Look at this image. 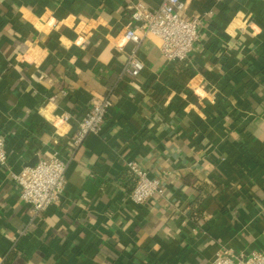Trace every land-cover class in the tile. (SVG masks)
<instances>
[{"label": "crops", "instance_id": "0c3cea01", "mask_svg": "<svg viewBox=\"0 0 264 264\" xmlns=\"http://www.w3.org/2000/svg\"><path fill=\"white\" fill-rule=\"evenodd\" d=\"M131 1L0 0L6 264H210L221 247L264 251V0H183L200 20L189 58L170 64L148 38L139 75L119 77ZM108 94L100 132L74 145ZM53 155L67 161L64 191L33 216L9 171ZM130 160L163 196L129 200Z\"/></svg>", "mask_w": 264, "mask_h": 264}, {"label": "built area", "instance_id": "2783aa9c", "mask_svg": "<svg viewBox=\"0 0 264 264\" xmlns=\"http://www.w3.org/2000/svg\"><path fill=\"white\" fill-rule=\"evenodd\" d=\"M131 24L123 32V42L133 44L126 54L119 70V77H136L143 69L137 55L140 44L154 38L161 55L168 63L185 61L200 40V20L196 16L183 14V0H159L150 8L142 0H132ZM112 106L111 94L93 102L90 110L78 123L73 144L79 145L88 134H98L108 110ZM68 115L63 116L67 120ZM0 165H7L6 141L0 135ZM133 178V187L128 190V198L135 204H143L155 196H163L165 189L159 178L150 177L142 164L135 160L126 163ZM67 161L53 155L42 158L32 166H24L18 172H10L19 190L20 199L29 204L33 216L42 214L48 206L59 202L66 182ZM24 230L20 231V234ZM5 256H0V264H6ZM210 264H264V251L255 250L247 255H238L230 248L221 247Z\"/></svg>", "mask_w": 264, "mask_h": 264}, {"label": "trees", "instance_id": "16d2710c", "mask_svg": "<svg viewBox=\"0 0 264 264\" xmlns=\"http://www.w3.org/2000/svg\"><path fill=\"white\" fill-rule=\"evenodd\" d=\"M126 177H128V178L130 177V182H127L129 184L128 189L130 190V189H132L134 183H133L132 175L129 171H127ZM126 177L122 176L123 180H124V178L126 179Z\"/></svg>", "mask_w": 264, "mask_h": 264}, {"label": "water", "instance_id": "95a60500", "mask_svg": "<svg viewBox=\"0 0 264 264\" xmlns=\"http://www.w3.org/2000/svg\"><path fill=\"white\" fill-rule=\"evenodd\" d=\"M30 166H32V165H30Z\"/></svg>", "mask_w": 264, "mask_h": 264}]
</instances>
